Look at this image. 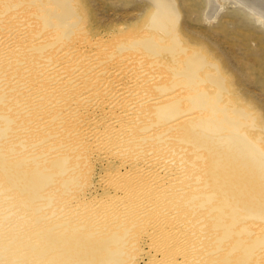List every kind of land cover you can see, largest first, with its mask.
Wrapping results in <instances>:
<instances>
[{
    "label": "bare ground",
    "instance_id": "6f19581e",
    "mask_svg": "<svg viewBox=\"0 0 264 264\" xmlns=\"http://www.w3.org/2000/svg\"><path fill=\"white\" fill-rule=\"evenodd\" d=\"M22 1L65 10L33 15L44 26L34 31L51 37L57 36L58 26L70 25L77 11V0ZM237 1L264 17V0ZM149 2L155 8L153 26L160 29L152 37L118 44L113 55L103 54L107 66L101 70L95 66L91 77L85 71L70 72L78 64L92 69L91 60L97 57L92 50L80 54V41L79 46L68 41L72 32L66 39L59 36L66 47L41 53L37 40L25 43L35 33L0 32V64L14 66L17 72L9 74L18 73L21 81L0 95V169L6 173L0 174V264H140L141 259L145 264H252L264 258V127L257 135V116L233 107L236 100L227 95L217 64L201 51L185 58L176 55L179 48L186 51L181 36L172 35L180 25L176 1ZM222 7L221 0H209L208 20L212 22ZM159 47L162 54L155 52ZM206 68L216 69L217 74L202 72ZM120 70L128 79L107 77L112 71L120 77ZM7 109L18 120L23 117L25 125L13 121ZM41 115L48 120L43 127ZM33 124L44 128V134L31 128ZM18 127L21 151L15 148ZM249 131L257 136L250 139ZM39 146H72L77 155H65V164L74 161V166L88 169L92 158H105L101 202L87 191L47 202L49 198L42 194L53 187L54 177L24 161ZM216 146L219 150L212 153ZM231 174L233 179H223ZM254 197H263L262 202L250 203ZM50 207L60 212L77 209L66 218L68 222L95 207L92 225H118L122 235L129 224L132 231L117 238L118 243L98 248L96 254L93 246L86 253L85 241L63 250L53 238L48 243L32 238L50 233L43 229L46 221H52ZM219 216L234 218L224 222L222 230L209 226ZM259 216L262 221H256ZM29 226L28 231H37L27 236L23 231ZM129 245L132 252L127 257Z\"/></svg>",
    "mask_w": 264,
    "mask_h": 264
},
{
    "label": "rangeland",
    "instance_id": "374dc122",
    "mask_svg": "<svg viewBox=\"0 0 264 264\" xmlns=\"http://www.w3.org/2000/svg\"><path fill=\"white\" fill-rule=\"evenodd\" d=\"M18 1L20 0H15L16 3L14 1L10 2L9 0H0V32L10 33L15 29H26L29 33H35L36 36L29 35L25 39V43L30 40H37L39 43L37 51L39 53L45 49L49 51V48H53L51 50L52 52L57 51L61 46L66 47L65 44H61L62 41H60L61 37L59 36L64 35L62 37L66 39L70 36L69 33L72 32V36L68 41H70V43L73 42L76 46L81 45L80 54L90 50L89 52L93 51L98 57H95V55L93 57L96 59H90L93 61V65L97 64L94 66L92 65V69L88 68L85 70L83 65L78 64L77 68L74 67L70 71L72 73L75 70L81 73L85 71L84 75L87 73V75L92 76V74L94 75L95 73V66L99 70L107 66L104 55H106L105 53L115 54V51L118 50V44L120 45L122 42V44H127L143 36L152 37L155 35V32L160 29L153 26L152 15L154 14L155 8L150 4L149 0H77V4L74 3L77 10L76 15L71 17V24L67 25L65 28L58 26L59 29L56 31L57 36L51 37L35 32L37 28L40 30L44 26L40 24L41 20L33 15L37 14L41 17L47 13V10H53L57 13H61L62 11L65 12V10L58 6L45 4L43 2L39 7L38 5L32 4V2L24 3L21 0L22 2L19 3ZM175 1L179 10L178 15L180 16V25L178 27L180 33L177 29L172 35L179 34L183 41L181 48H184V50L186 49L185 52H182L179 48V52L176 53V55L180 54V56L182 55V57L185 58V54L193 55L196 51H201L207 60L217 64L222 72L223 81L226 84L225 86L229 89L227 95L230 99L236 100L237 105H239L237 106L236 103L234 105L228 104L229 107L232 108L230 105H233V107H239V109H243L244 111L246 109V112H252L253 116H257L259 128L256 133L259 135V132H262V128L264 127V17L256 14L254 11L253 13L249 12L237 0H221L223 5L222 10L211 22L205 15L209 0ZM15 7L16 9H14ZM65 9L66 11L69 10L67 8ZM37 10H40V12H37ZM68 28L69 30L67 32H63L64 29ZM166 34V32H163L164 36ZM82 39L86 43H83ZM88 39H90V42ZM70 43L68 45H70ZM54 48L56 49L54 50ZM155 52L157 54L163 53L160 47L157 48ZM47 53L48 52H46V54ZM156 53H154L155 56ZM164 56L168 58L169 61L173 60L171 54H165ZM5 64H7L5 61L0 64V86L5 85L0 88V95H5L8 89H14L21 82L17 81L19 76L18 73L15 74L16 76L9 74L11 71L17 72L14 66ZM5 70H7V74ZM204 71L205 73L217 74V70L214 68H206L202 72ZM119 72L121 73V70ZM109 75L107 77H110V79L116 78V80L119 78L126 80L129 77L128 74H122L118 77L117 71H112L111 76ZM89 76L86 77L88 78ZM201 87L203 88V86ZM7 112L8 115L12 117L11 119L13 121L15 120L16 123L19 121L21 125H25L23 117L18 116V120L17 116H14L10 109H7ZM41 121H48L47 116L41 115ZM46 124H48V122L42 123L41 127ZM31 128L36 129L37 132L41 130L40 136L45 132V129L38 128L37 124L31 125ZM18 129L19 127L15 130V138L19 140V142L15 143V148L21 151L23 139L17 134L19 131ZM200 132L206 134V131L202 129ZM257 135H254L251 131L248 133L250 139H253ZM71 147L69 148V146H67V148L62 149H51L47 146H39L32 154L31 151H29L28 154L25 155L24 161H29L33 169L42 170L44 173L51 174V176L54 177L55 183L53 187L44 194L41 193L42 196L44 195L49 198L50 201L47 200V202L55 201L56 203L62 196L65 198L66 195L75 194L80 191H87V194L89 196L92 195L91 197L93 198L97 195L98 199L95 201L97 203L101 202L99 200L101 197V190L103 189L101 173L104 171L102 167L106 161L104 160L105 158L100 157L89 160L91 164L90 169L79 167L78 163H74V166V161L70 159V161H73L72 164H70L67 158L65 164V160L63 159L65 155L70 154V157H72L71 155H77ZM218 150L219 146H216L212 153ZM195 156L198 157L197 154H195ZM18 159L20 160V158ZM194 159L197 160L198 158ZM196 160L194 162H196ZM62 164L64 166L63 170L61 169ZM62 173H64L63 177H60L59 174L61 175ZM259 173H261V171H259ZM0 174L3 175L6 173L0 169ZM65 174H68V176H65ZM70 174L72 177H69ZM234 174H231L229 177H227L228 175H224L223 179H226V181L231 180L234 178ZM247 187L248 186H244L242 189ZM16 192L19 194L17 189ZM99 193L100 197L98 196ZM261 198L263 197H260V199ZM260 199L254 197L250 203L254 202L259 204L262 202V199ZM94 209L95 207H89V209L83 211L84 213L81 214L78 219H74V222H68L66 218L77 209L69 210L62 208L60 212L50 207L48 214L49 219H52V221H46L43 225V229L48 230L50 233L48 235L43 234V236L33 234L32 238L41 239L43 242L46 240V243L53 238L52 240H56L58 242L57 244H59L58 247H61L63 250H69L70 245L75 246L77 243L85 241L84 249L86 253H89V249L93 246L94 254H96L98 248H104L105 245L110 244L112 241L118 243L117 238L127 236V234H130L132 231L129 224L126 226L127 229L121 231L123 232L122 235L120 234V227L118 225H92V220L97 218ZM260 217L261 216H259L256 221H262ZM58 218L62 219L56 220ZM233 218L234 217L219 216L218 219L211 222L209 226L222 230L221 227L226 226L224 222H229ZM63 220L64 225L60 227ZM138 222L141 224V221ZM27 228L28 229L23 231L27 236L37 231H28L30 226ZM224 233L226 234L225 231ZM63 234H70V236ZM125 241L127 242V240ZM93 244L99 246L96 247ZM126 247L128 257L132 249L130 245ZM143 249L147 250V245H144ZM57 253H59V250H56V254ZM261 253L264 254V249ZM105 257V253L102 254V258L104 259ZM127 257L125 255L123 256V258ZM263 261L264 258H261L260 261L252 264H258ZM140 264H145L143 259L140 260Z\"/></svg>",
    "mask_w": 264,
    "mask_h": 264
}]
</instances>
